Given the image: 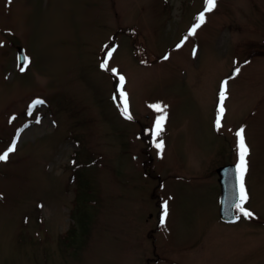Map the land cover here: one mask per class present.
<instances>
[{
    "label": "rangeland",
    "instance_id": "1",
    "mask_svg": "<svg viewBox=\"0 0 264 264\" xmlns=\"http://www.w3.org/2000/svg\"><path fill=\"white\" fill-rule=\"evenodd\" d=\"M205 7L0 0V153L17 140L0 161V264H264V0H217L188 35ZM241 127L253 216L224 221L218 169L238 165Z\"/></svg>",
    "mask_w": 264,
    "mask_h": 264
},
{
    "label": "snow or ice",
    "instance_id": "2",
    "mask_svg": "<svg viewBox=\"0 0 264 264\" xmlns=\"http://www.w3.org/2000/svg\"><path fill=\"white\" fill-rule=\"evenodd\" d=\"M9 2H11V0H9ZM217 4V0H206V7L204 9V11L200 12L199 15L196 17V21L193 25L192 28L190 29L188 35H193L195 34L196 29H198L203 23H205V13L206 12H211L215 9ZM184 39L186 40L187 37H184ZM181 45H177V47H180ZM114 51V49H113ZM109 56H111V53H109ZM165 59H167V56L165 57ZM25 61L28 62L27 58H25ZM26 66V65H25ZM102 68H106L107 67V61H105V63L101 64ZM21 71H24V67H21L20 69ZM113 73L117 72V69L112 68L110 69ZM236 73H239L240 69L237 68ZM120 80V99L122 101V109H121V113L122 115H124L127 119H132V116L128 110V102H127V97L128 94L123 90V85L125 83V77L124 76H120L119 77ZM227 83L228 81L225 80L222 82V86H221V91H220V108H219V114L217 116V119L215 121L217 130H219V128L221 127V118L223 117V113H224V100L227 98ZM45 103V101H43L42 99H37L35 101H33V105L30 106L29 111L31 112L32 107H34L35 105L38 104H43ZM149 107L155 109L157 112H161L162 115L157 117V120L155 122V129L153 131V136L154 137H159L163 131V124L164 121L167 118V112L165 111V109L167 108V105H161L159 103L157 104H152L149 105ZM37 123H39V120H37ZM19 135V133H18ZM236 136L238 138V153H239V163L237 165V169L239 170V182H240V200L239 203H237L235 205V207L239 210V213L242 214L245 218H250L253 216V213L250 212L247 208L244 207V204L248 201V193L247 190L245 189V185H244V176L246 174V172L248 171V160L247 157L249 155V146L246 143V138H245V129L243 127H241L239 130H237L236 132ZM163 140H160L159 143L156 144V147L158 149H161V151L163 150ZM16 146H17V140L14 139L12 144L3 152L0 153V161H7L9 158V155L14 152L16 150ZM169 215V204L168 201L165 200L163 202V209H162V215H161V220L160 223L161 225L165 224L166 218ZM236 220L240 219V215H237L235 217Z\"/></svg>",
    "mask_w": 264,
    "mask_h": 264
},
{
    "label": "water",
    "instance_id": "3",
    "mask_svg": "<svg viewBox=\"0 0 264 264\" xmlns=\"http://www.w3.org/2000/svg\"><path fill=\"white\" fill-rule=\"evenodd\" d=\"M19 64L25 62V52L22 46H17ZM219 181L222 187L220 198V213L223 220L229 221L235 217V204L239 200V184L236 164L229 163L218 169Z\"/></svg>",
    "mask_w": 264,
    "mask_h": 264
},
{
    "label": "trees",
    "instance_id": "4",
    "mask_svg": "<svg viewBox=\"0 0 264 264\" xmlns=\"http://www.w3.org/2000/svg\"><path fill=\"white\" fill-rule=\"evenodd\" d=\"M76 151H78V150H76ZM74 156H75V152H74ZM71 233V231H69V234Z\"/></svg>",
    "mask_w": 264,
    "mask_h": 264
},
{
    "label": "flooded vegetation",
    "instance_id": "5",
    "mask_svg": "<svg viewBox=\"0 0 264 264\" xmlns=\"http://www.w3.org/2000/svg\"><path fill=\"white\" fill-rule=\"evenodd\" d=\"M238 203H239V201H238Z\"/></svg>",
    "mask_w": 264,
    "mask_h": 264
}]
</instances>
